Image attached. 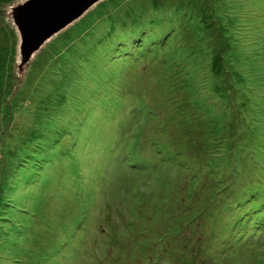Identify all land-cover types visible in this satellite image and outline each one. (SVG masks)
Wrapping results in <instances>:
<instances>
[{
    "label": "rangeland",
    "instance_id": "374dc122",
    "mask_svg": "<svg viewBox=\"0 0 264 264\" xmlns=\"http://www.w3.org/2000/svg\"><path fill=\"white\" fill-rule=\"evenodd\" d=\"M15 1L0 0V264H264L248 209L264 211V0H102L13 92ZM131 144L153 161L138 195Z\"/></svg>",
    "mask_w": 264,
    "mask_h": 264
},
{
    "label": "water",
    "instance_id": "95a60500",
    "mask_svg": "<svg viewBox=\"0 0 264 264\" xmlns=\"http://www.w3.org/2000/svg\"><path fill=\"white\" fill-rule=\"evenodd\" d=\"M102 0H18L6 6L5 17L18 37L14 91L41 48Z\"/></svg>",
    "mask_w": 264,
    "mask_h": 264
},
{
    "label": "trees",
    "instance_id": "16d2710c",
    "mask_svg": "<svg viewBox=\"0 0 264 264\" xmlns=\"http://www.w3.org/2000/svg\"><path fill=\"white\" fill-rule=\"evenodd\" d=\"M23 82H24V80H23ZM23 82H22V84H23ZM21 85L19 87H21ZM19 87L16 89V91L19 89ZM13 92H15V91H13ZM103 108H105V107H103ZM26 122L28 123L27 119L25 120V123ZM28 129H30V125H27V130ZM134 138H135V136H134ZM135 149L136 148L134 147V144H131V147H130V145H127L126 148H125V154H118V155L121 156V155L131 154V157H130L131 159L130 160H135V157H136V159H137L136 163H139L141 160H142V162H143V160H145V161L148 160L150 162H153V161H151L149 159V158H151V156H149V158L147 157V154H146L147 150L134 151ZM139 152H140V154H138ZM118 155H117L116 158H119ZM30 156H32V155H30ZM118 164L119 163L117 161V165ZM148 173H150V172H148ZM131 174H138V173L137 172H133L131 170ZM248 207H249L248 208L249 210H252V211H250V214H254V216H253V224L256 225V224H259V223L263 222V225H261L260 228L264 229V219L258 220L260 216H262L264 218V211H261V209H257L256 206H253V207L248 206ZM192 259H193V257H192V253H191V254H189V256H187L185 258H182V261L180 263L181 264H191V263H189V260L191 261Z\"/></svg>",
    "mask_w": 264,
    "mask_h": 264
}]
</instances>
